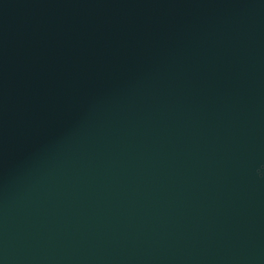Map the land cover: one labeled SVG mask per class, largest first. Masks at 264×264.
Segmentation results:
<instances>
[{
	"label": "water",
	"instance_id": "1",
	"mask_svg": "<svg viewBox=\"0 0 264 264\" xmlns=\"http://www.w3.org/2000/svg\"><path fill=\"white\" fill-rule=\"evenodd\" d=\"M0 264H264V0H0Z\"/></svg>",
	"mask_w": 264,
	"mask_h": 264
}]
</instances>
